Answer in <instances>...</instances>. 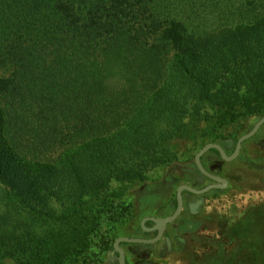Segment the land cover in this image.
<instances>
[{
  "label": "trees",
  "instance_id": "trees-1",
  "mask_svg": "<svg viewBox=\"0 0 264 264\" xmlns=\"http://www.w3.org/2000/svg\"><path fill=\"white\" fill-rule=\"evenodd\" d=\"M132 3L0 0V62L12 70L0 75V264L104 263L130 189L175 161V144H218L264 115V17L200 35L139 24ZM169 46L180 52L168 64ZM165 98L163 126L153 110ZM75 141L57 164L35 158ZM107 172L121 190L110 192ZM59 176L74 192L56 222Z\"/></svg>",
  "mask_w": 264,
  "mask_h": 264
},
{
  "label": "rangeland",
  "instance_id": "rangeland-1",
  "mask_svg": "<svg viewBox=\"0 0 264 264\" xmlns=\"http://www.w3.org/2000/svg\"><path fill=\"white\" fill-rule=\"evenodd\" d=\"M132 4L139 16L137 20L139 24L146 27H150L153 23L165 26L166 22L177 21L183 23L189 33L200 35L216 34L224 29L252 25L256 20L264 17V0H140V3ZM179 52V48L169 46L165 62L169 64L174 55ZM11 73L12 70L0 62V75L8 77ZM166 100L167 98L155 105L153 110L158 112L156 116L163 126L165 121L162 120L161 107ZM263 117L264 115L248 117L240 125L227 128L224 133L225 139L218 144L230 143L231 140L239 138ZM163 126L155 127L157 136L163 134ZM5 134L4 129L0 131V137ZM261 138L262 133L247 142L244 150L245 154H250L255 161L261 157ZM81 145L82 143L75 141L71 145L65 144L61 148L58 147L54 154L35 158L57 164L66 152L78 149ZM205 146L199 136L178 142L172 150L175 153V161L167 166L150 170L146 180L130 189L128 200L132 203V212L126 222L118 228L116 238L120 234L133 232L137 217L140 215L139 208L143 207L144 213L158 211L176 193L180 184L192 181L196 177L194 158ZM228 150L230 152V149ZM212 154L207 156L208 162ZM27 159H34V157L27 156ZM245 161L243 158L235 163H220V173L223 175L231 176V172L237 169L241 183L237 185L235 181L234 187L224 191L213 190L208 194L206 209L201 216L204 221L203 226L193 235L184 236L183 249H177L171 257L166 259L160 255L158 264H243L241 260H245L244 264H248L254 261L255 252L264 253V177L259 168H251ZM179 164L189 166L183 167ZM107 176L113 177L110 192L122 189V183L118 179L109 172ZM52 188L53 192L59 193L62 198L61 200L53 198L50 201V205L60 218L55 221L61 222L71 206L70 203L63 204L74 191L61 176L57 177ZM0 208H4L2 201ZM248 208L251 210L247 211ZM245 221L253 222L252 228L249 229L251 224L244 227ZM160 248L161 246H158V251ZM108 253H105L102 264H110Z\"/></svg>",
  "mask_w": 264,
  "mask_h": 264
},
{
  "label": "flooded vegetation",
  "instance_id": "flooded-vegetation-1",
  "mask_svg": "<svg viewBox=\"0 0 264 264\" xmlns=\"http://www.w3.org/2000/svg\"><path fill=\"white\" fill-rule=\"evenodd\" d=\"M257 123L252 125L247 131H245L241 136H239V138L235 140H231L230 143L225 142L223 144H218V145H220L225 150L228 157H231L237 149L239 140L243 136L250 133L254 129ZM261 133H262V138L260 139L261 140L260 148L262 150V153H261V157L259 158V160L255 161L253 158L250 157V154H245L244 150L246 147V143L252 139H255ZM228 149H230V152ZM211 153H213L212 154L213 156H211V159L208 162L206 158L208 155H211ZM243 158L246 160L245 162L249 167L259 168L260 172L263 173V177H264V125L259 129V131L254 137L243 142L241 149H240V153L236 159L232 161H225L223 160L221 154L218 151L213 152L211 150L202 157L201 161H202L203 167L210 175L223 178L228 181V187L225 189L227 190L235 186V181L237 185L241 183V179L239 181V178H238L239 173L237 169H234L233 172H231L230 174L231 176H226V175L221 174L220 173V168H221L220 163L222 162L235 163V162H239V160ZM179 166L187 167L189 165L179 164ZM194 167L197 171V175L192 181H188V182H185L184 184H180L177 187L176 193L172 195L171 198L167 201V203L162 205L158 209V211L156 212L148 211L144 213L142 209L143 207L139 208L140 215H138L139 217H137L138 220L133 227V232L120 234L115 239V242L120 238L141 239L145 241L155 240L158 237L159 231L155 230L156 224L151 219L153 218L163 219L168 216H172L176 212L178 208V189L179 187L188 186L197 191H201L210 185H215V184L222 185V183L212 180L210 177L202 174L199 171V169L196 166V157L194 158ZM237 187L238 186H236V188ZM212 191L213 190L209 191L208 193L202 194V195H197L190 191L185 190L182 193L183 207H182L180 216L174 222L169 223L167 225L163 233V236L159 241L151 242V243H121L120 248L125 253L126 264H158V260H160L159 259L160 255L166 259V258L171 257L176 252L177 249H180V248L183 249L184 248L183 242L185 241L184 236L193 235V233L198 231L200 227L203 226L204 221L201 219V216L204 210L206 209V203H207L206 196L210 194ZM214 191H220V189H214ZM250 208H248L247 211L251 210ZM137 214H138V209H137ZM250 217L252 218V215ZM143 222H145L144 226H143ZM244 223H245L244 227H246L248 224L249 225L251 224L249 229L252 228L253 226V222L250 223L249 221H245ZM169 241H170L171 247L169 245ZM115 242L113 244V250H111L107 254L110 264H120V254L117 251H115V248H114ZM158 246H161L159 251H158ZM167 253L169 254L167 255Z\"/></svg>",
  "mask_w": 264,
  "mask_h": 264
},
{
  "label": "water",
  "instance_id": "water-1",
  "mask_svg": "<svg viewBox=\"0 0 264 264\" xmlns=\"http://www.w3.org/2000/svg\"><path fill=\"white\" fill-rule=\"evenodd\" d=\"M263 125H264V118H262L255 125L254 129L250 133H248L247 135L243 136L239 140L238 145H237V149H236L235 153L231 157H228L226 152H225V150L218 144H208V145H206L196 156V166H197V168L199 169V171L202 174L210 177L214 181L222 183V185H216V184L215 185H210V186L206 187L205 189H203L201 191H197V190H195L193 188H190L188 186L179 187V189H178V208H177L176 212L172 216H168V217L163 218V219H157V218L151 219L156 224L155 230L159 231L158 237L155 240H153V241H145V240H141V239L120 238V239H118L115 242L114 248H115V251H117L120 254V264H126V262H125V253L120 248V244L121 243H151V242H157V241H159L162 238L163 233H164L167 225L169 223L174 222L181 214L182 207H183L182 193L185 190L190 191V192H192L194 194H197V195H202V194L208 193L209 191L214 190V189L225 190L228 187V181L226 179L210 175L205 170V168L202 165V161H201L202 157L206 153H208L209 151L216 150V151H218L221 154L223 160H225V161H232V160L236 159L238 157L239 153H240V149H241V146H242L243 142L251 139L252 137H254L257 134V132L259 131V129ZM144 224H145V222H143V226H144ZM169 245H170V241H169ZM170 247H171V245H170ZM168 254L169 253H167V255Z\"/></svg>",
  "mask_w": 264,
  "mask_h": 264
}]
</instances>
